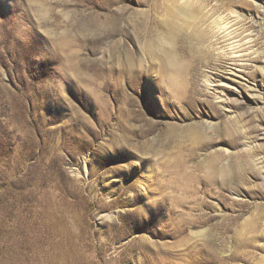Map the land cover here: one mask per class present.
Masks as SVG:
<instances>
[{
  "label": "rangeland",
  "instance_id": "1",
  "mask_svg": "<svg viewBox=\"0 0 264 264\" xmlns=\"http://www.w3.org/2000/svg\"><path fill=\"white\" fill-rule=\"evenodd\" d=\"M143 17L165 44L158 21H199L209 57L193 107L149 112L173 110L138 77L130 124L154 129L112 130L113 46ZM223 19L247 50L211 45ZM0 264H264V0H0Z\"/></svg>",
  "mask_w": 264,
  "mask_h": 264
},
{
  "label": "bare ground",
  "instance_id": "2",
  "mask_svg": "<svg viewBox=\"0 0 264 264\" xmlns=\"http://www.w3.org/2000/svg\"><path fill=\"white\" fill-rule=\"evenodd\" d=\"M194 6L195 5L191 4L188 6L185 5L184 7L182 6L181 12L185 13V15H189V13L191 12V14H193V12L195 13L198 9V7L196 9V6ZM173 8L175 7L173 6ZM173 8H168L167 11L168 14H170L172 17H176V13ZM191 14L190 16L192 18ZM197 14H195L194 16H197ZM173 19L165 20L164 22L158 21V26L166 29L165 40L167 44L158 39L160 37L153 38V36L157 34V30L150 27L151 25H148V23H151L153 21H149L148 18L146 19L145 17L141 19L131 18L129 21L127 20V23L129 24V27H131L132 31L127 28V30L124 32V42L121 47L117 43L113 46V63L111 66V103L114 124L112 126V130H151L150 127H152V130L154 129L153 126H155L154 122L156 120L154 122L150 121L144 113H141L139 115L140 124H130V119H132V122H134L135 111L130 107L129 103L131 96L128 94L126 86L134 85L133 81L138 77L142 80L147 79L152 84L154 91L165 94V96L160 100L152 97L150 99V103L152 105L159 104L161 107L165 108L170 106L173 110L172 115L167 114L166 110H164L163 113H154L153 110H149V112L153 114H162L167 118L174 119L175 117H177V115H182V98H184L183 101L189 107H193L194 102L196 101L193 94L197 91V87L195 86V78L198 74L197 67L201 63L203 64L207 62L209 51L203 45L194 47L192 41H194L193 39H195L199 42H204L205 38L208 37V35L206 34L205 28L201 29L196 25L199 22L198 20L197 23H195L196 21H193L198 19V16L197 18L195 17V19L193 18V20L191 19L193 23H191L192 21L189 22L190 20H183L185 22L193 24L191 26L190 24H185V22L181 23L182 20L179 21L180 24H178L175 22V20L173 21ZM229 22L230 20L227 21L226 19H223L221 22H217V24L219 23L218 28L211 33L212 38L214 37L211 45H216V49H222L224 47L222 45L224 41L228 42L229 40H231L229 43L232 44V49H235H230L231 52L229 53L232 54L242 50H247L249 47L239 48L249 42V40H247V36L240 37L241 32L235 33L233 30H229L226 32V30L233 26V23L229 24ZM128 39L132 41V47L128 46L126 41ZM236 41H238V43ZM234 42H236L237 44H234ZM218 44L220 45L217 46ZM139 54L147 58L149 65L152 66L151 68L155 67V69H157L155 70L157 71V79L161 80L165 84V86L159 85V83H157L156 81L157 79H153V77L150 75L145 77L141 73L138 74L137 70L139 69V61L137 59V56ZM230 59L232 60L234 59V57H230ZM141 64L142 62H140L139 67H141ZM122 79L125 80V86L121 83ZM143 97L148 98L149 93L146 91V93L141 95V98ZM203 101L208 102L207 100ZM157 117L160 116L158 115ZM150 122H152L153 126L149 125ZM156 124H158L159 126L162 125V128L160 129L158 126L157 129L159 130H175L174 123H172V125L170 127H167L166 129L163 128V122L161 123V121H157ZM146 125H149L150 127H145Z\"/></svg>",
  "mask_w": 264,
  "mask_h": 264
}]
</instances>
